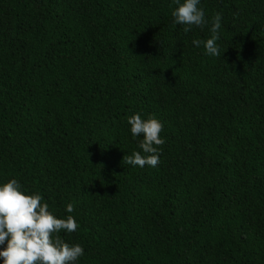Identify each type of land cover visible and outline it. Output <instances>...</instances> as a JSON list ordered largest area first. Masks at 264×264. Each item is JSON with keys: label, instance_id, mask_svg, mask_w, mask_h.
Instances as JSON below:
<instances>
[{"label": "trees", "instance_id": "trees-1", "mask_svg": "<svg viewBox=\"0 0 264 264\" xmlns=\"http://www.w3.org/2000/svg\"><path fill=\"white\" fill-rule=\"evenodd\" d=\"M176 7L0 0V185L75 218L76 264H264V0H200L187 33ZM217 13L219 58L192 44ZM133 114L163 124L156 167L123 159Z\"/></svg>", "mask_w": 264, "mask_h": 264}, {"label": "clouds", "instance_id": "clouds-1", "mask_svg": "<svg viewBox=\"0 0 264 264\" xmlns=\"http://www.w3.org/2000/svg\"><path fill=\"white\" fill-rule=\"evenodd\" d=\"M177 7L172 12L174 23L185 25L184 32L192 27L203 28L208 21L199 7L200 0H173ZM221 14L212 19L211 37L206 41L193 40L199 48L202 44L207 55L220 57L217 45L220 38ZM127 123L131 134L142 136L139 147L143 151L124 156L126 164L133 167H156L160 160L161 147L165 140L161 138L163 124L154 116L143 119L140 114L131 115ZM66 211H74L73 204L66 206ZM79 225L72 215L57 218L49 211V205L43 202L39 193L27 194L22 191L16 179H10L0 185V260L2 264H76L84 255L79 244L66 243L60 232L73 233Z\"/></svg>", "mask_w": 264, "mask_h": 264}]
</instances>
